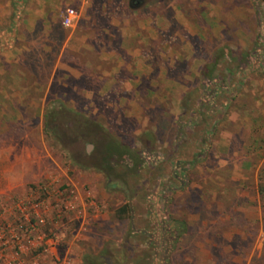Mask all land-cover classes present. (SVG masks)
I'll list each match as a JSON object with an SVG mask.
<instances>
[{
    "label": "rangeland",
    "instance_id": "obj_1",
    "mask_svg": "<svg viewBox=\"0 0 264 264\" xmlns=\"http://www.w3.org/2000/svg\"><path fill=\"white\" fill-rule=\"evenodd\" d=\"M62 12L0 101V242L38 199V231L92 264H264V0H91L69 26ZM107 136L127 150L110 171Z\"/></svg>",
    "mask_w": 264,
    "mask_h": 264
},
{
    "label": "crops",
    "instance_id": "obj_2",
    "mask_svg": "<svg viewBox=\"0 0 264 264\" xmlns=\"http://www.w3.org/2000/svg\"><path fill=\"white\" fill-rule=\"evenodd\" d=\"M91 0H0V101H10L8 98L11 82L16 81L20 85V79L9 71L16 62L20 63V56L27 48L32 46L33 40L39 37L52 35L50 30L51 23L57 20V11L66 7L72 8L81 18L89 8ZM12 7V16L9 11ZM5 9V10H4ZM88 16L90 14L88 13ZM88 18V17H87ZM72 36V35H71ZM68 35L66 40L71 39ZM10 69V70H9ZM9 74V75H8ZM8 75V76H7ZM17 95V94H15ZM18 100V99H17ZM4 103V102H3ZM6 106H3L5 109ZM16 111V108H14ZM4 111L0 110V117H3ZM9 117L17 114H8ZM3 176V173H2ZM8 180V177H3ZM2 178V179H3ZM119 207V206H118ZM117 207V208H118ZM57 237V235H56ZM59 241L50 242L47 240V257H38L41 264H91L99 262L98 257H84L75 253L69 255L59 251ZM69 246V244H68ZM70 248V246H69ZM68 251V249L66 250ZM72 251V250H71ZM96 252L100 256L99 252ZM49 256V257H48ZM12 257H2L1 259H10ZM23 263H27L29 257H18ZM95 260V261H93ZM105 262V261H104ZM105 264V263H104Z\"/></svg>",
    "mask_w": 264,
    "mask_h": 264
},
{
    "label": "built area",
    "instance_id": "obj_3",
    "mask_svg": "<svg viewBox=\"0 0 264 264\" xmlns=\"http://www.w3.org/2000/svg\"><path fill=\"white\" fill-rule=\"evenodd\" d=\"M75 16L76 13L72 8H64L61 15L62 24L69 26ZM41 204L42 202L38 199L34 202L29 200L26 205H23L21 202L17 206L19 215L16 218V222H14L15 227L9 223L4 226V229L7 231V236L0 242V247H2L0 248V255L9 249L10 253L8 257L12 258L3 259V264H24L18 257H21V253L26 251V249L37 248L40 245L47 246V240L50 242L56 240L55 233L50 231L45 235L44 231H38V226L40 227L42 225L43 219L34 208H38ZM67 207L64 206V208ZM15 229L22 230V232H15ZM27 264H39L38 257H31Z\"/></svg>",
    "mask_w": 264,
    "mask_h": 264
},
{
    "label": "trees",
    "instance_id": "obj_4",
    "mask_svg": "<svg viewBox=\"0 0 264 264\" xmlns=\"http://www.w3.org/2000/svg\"><path fill=\"white\" fill-rule=\"evenodd\" d=\"M55 112H51L53 114L58 113V110H54ZM52 115V114H51ZM47 117L49 118V115L44 114L43 115V121H44V126L47 125ZM52 117V116H51ZM101 153L103 154V163L105 164V166L107 167V169L110 171L112 169V167L110 166L109 162H108V157H112L113 155L116 156H122L125 153H127V150H125V148L122 146L121 143H119L116 139H114L111 136H107L104 139V142L102 144V150ZM128 203H123L121 204L118 208L115 209V216L118 218H122L125 213H127L128 211ZM105 264L106 261L104 262Z\"/></svg>",
    "mask_w": 264,
    "mask_h": 264
}]
</instances>
